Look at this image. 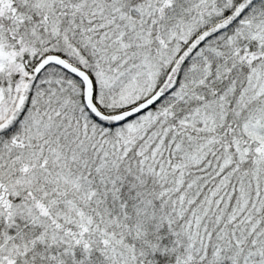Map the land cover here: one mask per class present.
<instances>
[{"label":"snow or ice","instance_id":"1","mask_svg":"<svg viewBox=\"0 0 264 264\" xmlns=\"http://www.w3.org/2000/svg\"><path fill=\"white\" fill-rule=\"evenodd\" d=\"M0 264H264V0H0Z\"/></svg>","mask_w":264,"mask_h":264}]
</instances>
